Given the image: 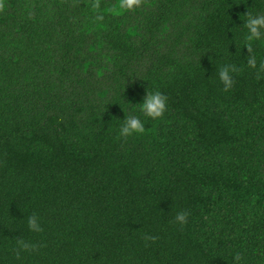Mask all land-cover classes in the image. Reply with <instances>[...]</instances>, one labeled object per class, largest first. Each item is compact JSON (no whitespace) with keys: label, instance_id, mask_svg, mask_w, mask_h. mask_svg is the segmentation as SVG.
I'll use <instances>...</instances> for the list:
<instances>
[{"label":"trees","instance_id":"trees-1","mask_svg":"<svg viewBox=\"0 0 264 264\" xmlns=\"http://www.w3.org/2000/svg\"><path fill=\"white\" fill-rule=\"evenodd\" d=\"M88 4L0 12V264H264V78L240 43L264 0H144L103 28ZM225 62L243 68L227 93ZM153 80L166 118L118 139L121 101ZM173 209L191 213L184 229ZM21 239L38 250L17 258Z\"/></svg>","mask_w":264,"mask_h":264},{"label":"clouds","instance_id":"clouds-1","mask_svg":"<svg viewBox=\"0 0 264 264\" xmlns=\"http://www.w3.org/2000/svg\"><path fill=\"white\" fill-rule=\"evenodd\" d=\"M143 2L144 0H115L114 3L102 7L101 0H89L86 15L94 17L93 22L97 28H103L106 14L123 15L141 7ZM6 7L7 0H0V12H3ZM240 19L244 22L242 26L243 38L240 40V43L243 47L246 46L250 53L247 65L244 67L250 71L254 70L256 78L259 80L264 78V57L258 56L253 46L257 43L264 46V15L247 12ZM234 31L240 30L234 29ZM242 70L243 68L238 67L232 62L220 64L217 74L225 93L232 89L235 83L234 75L240 73ZM168 99V96L160 90L153 80L152 86L146 89V95L142 102L132 104L131 102L126 103L125 100H122L121 105L126 113V117L123 120L117 121L119 125L117 138H123L127 141L130 137H140L147 135L150 131L154 132V128L148 129L146 128V124L149 120L160 122L166 118L169 107ZM138 113L143 114V118ZM173 211L175 214L169 223L174 227L184 229L189 224L191 213L188 210L176 211L173 209ZM41 220L42 218L38 213L32 212L26 220L28 230L33 234H41L43 232ZM144 239L147 242L155 240V237L145 235ZM38 248L39 245L34 241L21 239L15 243L14 252L16 257L19 258L21 253L31 254L36 252ZM210 254L214 255V253ZM232 264H246V261L239 252H236L232 255Z\"/></svg>","mask_w":264,"mask_h":264}]
</instances>
